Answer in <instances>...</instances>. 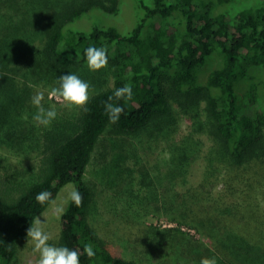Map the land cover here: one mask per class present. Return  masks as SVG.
I'll use <instances>...</instances> for the list:
<instances>
[{
	"label": "trees",
	"instance_id": "1",
	"mask_svg": "<svg viewBox=\"0 0 264 264\" xmlns=\"http://www.w3.org/2000/svg\"><path fill=\"white\" fill-rule=\"evenodd\" d=\"M118 5L119 0H0L3 134L12 131L13 123L8 124L19 117L25 100L32 106L37 78L47 82L83 64L87 47L107 49L113 75L112 86L90 95L87 111L79 108L75 118L46 128L31 183L0 167V264L15 260L28 227L51 204H38L36 194L47 190L53 201L69 182L75 183L83 202L66 205L55 245L80 251V264H145L119 252L111 234L118 223L112 224L111 233L101 234L92 224L95 189L84 178L86 168L96 153L106 161L110 150L102 135L109 127L127 136L158 134L179 111L199 117L202 104L206 128L193 119L195 130L207 131L213 147L205 156L201 180L177 193L178 203L167 188L160 195L161 176L139 168L136 191L124 189L126 207L136 204V218L161 208L179 216L178 226L167 229L181 240L189 238L182 224L207 234V244L174 243L175 254L189 250L190 264L212 256L217 264H264V0L232 18L225 12L208 14L191 0H141L142 14L128 32L111 25H71L94 9L116 13ZM151 19L150 33L142 35ZM212 57L219 64L204 70ZM126 83L132 85L133 98L113 97L111 102L124 111L118 122L110 123L105 103ZM194 150L185 142L177 147L168 178L184 183ZM87 243L96 252L91 259L83 254Z\"/></svg>",
	"mask_w": 264,
	"mask_h": 264
},
{
	"label": "rangeland",
	"instance_id": "2",
	"mask_svg": "<svg viewBox=\"0 0 264 264\" xmlns=\"http://www.w3.org/2000/svg\"><path fill=\"white\" fill-rule=\"evenodd\" d=\"M191 1L196 4L198 9L205 10L208 14L225 12L232 18L240 11L261 3L262 0ZM140 5L141 0H119L116 13L94 9L75 19L71 25L82 29L90 28L95 24L111 25L121 32H128L136 25L142 14ZM152 21L153 19L146 21L142 35L150 33ZM218 64L219 58L212 57L204 65V70ZM250 72L256 75L254 68L250 69ZM66 73H75L81 79L89 82L91 85L90 95L113 85V75L108 65L98 71H92L87 67V61H85L64 74ZM45 80L47 82L38 77L33 85L35 93L38 91L44 93L45 99L42 102L44 107L55 106L56 108L57 117L51 125L53 123L61 124L65 120L75 118L80 107L66 105L55 98H49L48 93L51 89L59 86L58 78ZM25 101L27 103L24 104L25 107L19 117L8 124L10 127L13 123L12 131L8 129L7 132L3 131L4 134L0 132V167L14 179L23 183H31L38 173L42 156V137L48 127L38 125L33 120L37 109L32 102H30L32 104L30 107L28 100ZM245 101L246 99H244L243 105H245ZM193 119L201 122V128H206V113L203 110V104L199 117ZM193 119L179 111L174 122L169 123L166 129L158 134L149 135L143 132L137 136H127L118 134L109 127L102 135L103 142L109 145L108 157L106 161L101 162L97 153L93 155L84 174L86 180L93 182L95 189V200L90 209L92 210V224L99 229L101 234L111 233L112 224L118 223L117 230H112L111 234L115 235L117 239L119 252L126 257L137 258L145 264H190L188 263L190 260L189 250L182 249L175 254L174 243L185 241L188 245H195L198 241L206 244L209 241L207 234L190 229L186 224H182L180 228L188 232L189 238L181 240L174 236L173 231L167 228L178 226V220L181 218L162 208L148 211L136 218V213H133L136 210V204H133L132 208L126 207L128 195L124 193V189L128 186H132L136 191V176L139 174L137 169L143 167L152 171L154 175L158 174L159 178L161 176L159 179L162 184L159 186L160 195L162 196V192L167 188L171 192L170 195L178 199V203L180 198H177L176 194L183 193L188 186L201 180L205 156L213 145L207 131L204 129L195 130ZM184 142L195 150L190 154L189 162L191 163L187 169L184 183H175L172 176L168 178L166 173L174 165L171 158L175 155L177 147ZM73 187H75L74 182L65 184L53 200L54 203H51L37 216L42 221L44 219V228L52 236V239L49 240L50 244H56L60 230L61 215L57 216L54 209L62 204ZM218 188L219 186L216 187V189ZM183 208L182 206L181 210ZM137 221L142 231H136L135 223ZM38 259L39 253L34 251L32 241L25 238L19 243L17 256L10 264H37Z\"/></svg>",
	"mask_w": 264,
	"mask_h": 264
},
{
	"label": "clouds",
	"instance_id": "3",
	"mask_svg": "<svg viewBox=\"0 0 264 264\" xmlns=\"http://www.w3.org/2000/svg\"><path fill=\"white\" fill-rule=\"evenodd\" d=\"M84 55L87 61V67L92 71H98L101 68L107 67L108 54L107 49L103 46L95 47L89 46L84 50ZM58 87H54L48 93L49 98H55L57 101L66 105H74L83 108L85 111L88 109L85 105L90 99L89 82L83 80L75 73H66L58 77ZM113 97L116 101L121 99L131 100L133 98L132 85L130 83L124 84L122 87L117 88L113 96L108 97L105 103V113L108 116L110 123L118 122L124 109L119 103H112ZM45 99L43 92H37L31 99L32 104L36 107L37 111L33 116V120L44 127H49L57 117L55 106L45 108L43 101ZM26 118V117H25ZM36 202L38 204L54 203L52 201V193L43 190L36 194ZM71 201L77 207L82 205L83 197L80 191L73 187L68 193L67 198L62 201V204L56 206L54 212L57 216L63 215L66 211V205ZM43 221L37 217L27 229V238L30 239L34 245V251L39 253L37 264H80L81 252L76 249H70L66 246H57L50 244L49 240L52 236L44 228ZM83 254L88 258L96 256V252L91 243H87L83 247ZM200 264H217L215 256L204 257L200 260Z\"/></svg>",
	"mask_w": 264,
	"mask_h": 264
}]
</instances>
